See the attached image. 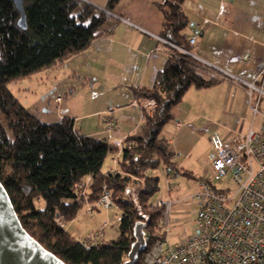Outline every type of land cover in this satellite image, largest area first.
Segmentation results:
<instances>
[{"label": "trees", "instance_id": "1", "mask_svg": "<svg viewBox=\"0 0 264 264\" xmlns=\"http://www.w3.org/2000/svg\"><path fill=\"white\" fill-rule=\"evenodd\" d=\"M185 1L156 4L164 17L161 38L168 42V60L151 87L132 90L140 104L154 99L157 106L152 113L145 110L140 131L118 144L81 135L70 117L41 121L9 83L52 68L85 51L95 39L113 34L124 18L121 0H108L105 10L83 0H24L26 30L18 26L14 2L0 0V182L24 229L66 264H123L139 222L147 224L144 232L152 242L161 238L162 210L153 207L160 178L149 172L178 171L170 142L161 136L163 127L191 87L215 83L199 73L207 66L177 48H190L184 35L189 24ZM119 151L118 171L105 172V160ZM87 177L92 179L90 202L107 188L121 210L119 235L97 245H87L66 227L85 206L79 185ZM143 253L136 264H144Z\"/></svg>", "mask_w": 264, "mask_h": 264}, {"label": "crops", "instance_id": "2", "mask_svg": "<svg viewBox=\"0 0 264 264\" xmlns=\"http://www.w3.org/2000/svg\"><path fill=\"white\" fill-rule=\"evenodd\" d=\"M83 1L105 10L108 0ZM161 1L121 0L124 18L113 34L95 39L85 51L52 68L19 80L15 96L43 122L70 117L81 135L122 144L129 134L142 129L145 120V109L132 88L151 87L168 60L169 47L159 39L164 17L156 4ZM184 9L189 19L186 38L197 24L203 25L188 51L209 68L199 70L200 75L215 83L191 87L163 127L161 136L170 142L178 171L162 169L167 190L158 192L153 201L170 200L172 212L187 204L197 206L190 198L198 191V181L212 173L213 133L230 140L262 123V116L253 121L246 86L228 74L252 81L264 68V0H186ZM41 91L54 97L50 99L56 105L54 111L48 105L35 107L28 96ZM109 121L114 123L111 131L107 130ZM120 156L121 151L110 154L104 171H118ZM149 173L160 175L159 170ZM170 233L173 243L181 241V235ZM186 233L190 234L185 231L184 238Z\"/></svg>", "mask_w": 264, "mask_h": 264}, {"label": "built area", "instance_id": "3", "mask_svg": "<svg viewBox=\"0 0 264 264\" xmlns=\"http://www.w3.org/2000/svg\"><path fill=\"white\" fill-rule=\"evenodd\" d=\"M202 30L203 25L197 24L194 33L187 38L190 45L196 44ZM177 48L191 55L187 49ZM228 76L246 86L253 121L262 116V123L258 129L251 127L230 140L217 133L210 136L212 173L198 181V191L190 198L197 204L198 212L192 233L186 234L182 241L173 243L169 237L172 202L153 201V207L162 210L161 238L152 242L150 233L145 232L144 264H264V110L261 109L264 68L252 81L232 74ZM135 104L138 103L135 101ZM141 106L152 113L157 102L147 99ZM113 127L114 123L109 121L107 130ZM91 182L89 177L79 185L87 211L112 209L115 204L107 188L96 202L89 201ZM217 183L224 186L217 187ZM103 239L101 231L87 237L85 243L97 245Z\"/></svg>", "mask_w": 264, "mask_h": 264}, {"label": "water", "instance_id": "4", "mask_svg": "<svg viewBox=\"0 0 264 264\" xmlns=\"http://www.w3.org/2000/svg\"><path fill=\"white\" fill-rule=\"evenodd\" d=\"M20 13L18 26L26 30L24 0H12ZM147 224L139 222L134 229L135 241L123 264H136L146 249L144 239ZM0 264H66L44 248L22 226L10 197L0 182Z\"/></svg>", "mask_w": 264, "mask_h": 264}, {"label": "rangeland", "instance_id": "5", "mask_svg": "<svg viewBox=\"0 0 264 264\" xmlns=\"http://www.w3.org/2000/svg\"><path fill=\"white\" fill-rule=\"evenodd\" d=\"M17 81H12L9 83V88L13 93H18V83ZM44 94V95H43ZM30 99L34 100L35 107H42V105L50 107V110L54 111L56 109V105L52 100L54 97L50 95H45L43 91L39 92L37 95H28ZM52 97V98H51ZM35 109V108H33ZM49 115V121H53L50 119L52 118L51 113ZM160 175L158 174L160 178V195L162 192H166L167 190V184L166 179L163 176L162 169H159ZM217 187L224 186V183H217ZM175 186V184H174ZM162 188V189H161ZM180 187L177 186L175 190L178 191ZM190 201L193 202V199ZM186 204H182V206H185ZM198 212V207L194 205L185 206V207H178L177 209L174 208L171 216V233L170 235H181V241L183 240L182 234H185V231L188 233H192L194 222L196 219V214ZM121 220V210L114 205L112 209L109 211H105L104 209H96L93 212H88L86 209V205L82 208V210L79 212L78 217L73 221L74 224L68 223V229L71 233H73L78 239H86L89 236H93L98 232L103 231L105 240H112L116 238L119 235V224ZM105 222L107 223L106 227L104 226ZM187 234V233H186ZM174 242H178V240H174Z\"/></svg>", "mask_w": 264, "mask_h": 264}, {"label": "bare ground", "instance_id": "6", "mask_svg": "<svg viewBox=\"0 0 264 264\" xmlns=\"http://www.w3.org/2000/svg\"><path fill=\"white\" fill-rule=\"evenodd\" d=\"M145 251V250H144Z\"/></svg>", "mask_w": 264, "mask_h": 264}]
</instances>
